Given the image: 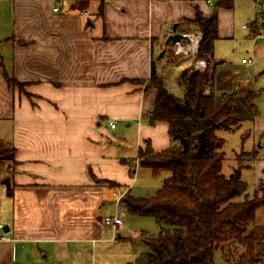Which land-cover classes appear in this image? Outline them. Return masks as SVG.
Instances as JSON below:
<instances>
[{
  "label": "crops",
  "instance_id": "1",
  "mask_svg": "<svg viewBox=\"0 0 264 264\" xmlns=\"http://www.w3.org/2000/svg\"><path fill=\"white\" fill-rule=\"evenodd\" d=\"M5 5L15 15L0 28L5 32L0 139L12 144L15 163L11 175L0 164V179L11 181L10 190L0 181V224L11 238L0 242V264L17 262L25 256L19 247L32 246L54 250L56 260L82 264L104 239L105 227H114L103 219L113 206L116 213L120 189L123 196L132 194L137 163L131 158L145 139L156 151L171 143L166 122H149L157 90L146 85L174 23L195 18L197 9L217 14L214 91L238 97L234 111L242 122L226 134L237 137L235 153L258 150L248 141L264 131V99L259 101L251 70L256 65L264 73V0H8ZM242 6L253 19L243 25L250 31V56L233 63L216 56L215 43L236 36V10ZM11 76L32 97L10 84ZM251 92L255 96L248 98ZM110 120H116L115 128ZM121 123L135 127V146L120 131Z\"/></svg>",
  "mask_w": 264,
  "mask_h": 264
},
{
  "label": "trees",
  "instance_id": "2",
  "mask_svg": "<svg viewBox=\"0 0 264 264\" xmlns=\"http://www.w3.org/2000/svg\"><path fill=\"white\" fill-rule=\"evenodd\" d=\"M185 20L203 29L196 57L204 58L207 65L180 73L184 92L179 96L169 89L155 61L152 64L146 87L156 88L157 98L147 116L150 124H168L171 143L156 151L145 139L137 158L153 174L169 175L154 195L127 193L121 199L129 212L150 214L159 222L156 234L144 232L150 250L135 264H215L218 249L228 264H264V224L255 221L256 212L264 207V194L250 195L243 165L229 175L222 172L225 139L217 131L238 128L242 120L234 111L237 94L214 91L217 14L205 15L197 9L195 18ZM8 80L25 85L12 76ZM251 94L255 96L251 92L248 98ZM249 155L255 157L256 151Z\"/></svg>",
  "mask_w": 264,
  "mask_h": 264
},
{
  "label": "rangeland",
  "instance_id": "3",
  "mask_svg": "<svg viewBox=\"0 0 264 264\" xmlns=\"http://www.w3.org/2000/svg\"><path fill=\"white\" fill-rule=\"evenodd\" d=\"M8 1V0H6ZM6 1L0 0V28H3V21L7 22L12 17H14L12 7H7ZM11 3V1H9ZM242 11L239 9L236 10L235 16V29L236 36L230 39L224 38L219 39L215 43V52L217 57L225 58L227 60L232 61L233 63L239 62L243 56L249 58V40L250 31L249 28L246 29L243 27L244 24L249 25V22L253 19H249V16L246 12L244 6L240 7ZM175 24V23H174ZM173 29V27H172ZM177 30H183L184 33H201L203 35V29L201 27L195 26L193 23L189 21H183L177 26ZM5 34L0 29V37ZM164 50V54L160 56L161 51ZM195 55H186L184 53H177L173 46L164 45L162 49L159 50V54L156 53L155 57L158 59L157 71L161 76H163L164 81L168 84L171 90L179 96H182V86L179 84V72L182 69H186L188 73L195 70V65L197 63L198 58ZM10 58V57H9ZM204 59V58H200ZM10 61V60H9ZM252 72H255L256 75V83L255 87L258 91H261L260 99H264V73H261L263 67H258L256 65L252 66ZM20 91L24 92V94L31 96L28 89L23 86H15ZM264 113V112H261ZM264 114L261 115V120H264ZM4 123H1L2 125ZM239 128H235L233 130L220 129L217 131L218 135H221L225 138V143L222 147V150L225 153L222 171L225 174H230L234 167L236 166L237 160L239 165L248 166L246 169H242V177L247 182L248 191L250 195L255 192H259V196L263 195L264 192V175L259 178V173H264V131L255 133L253 139H249L248 144L252 143L258 147L256 150L255 157L250 158L249 152H240L237 149V137L230 133L232 131H236ZM120 131L122 134H125L128 138L129 143H132L135 146L134 138L136 129L135 127H127L125 124H120ZM226 135V136H225ZM247 144V145H248ZM246 146V149H250V146ZM131 146V145H128ZM145 147V144L144 146ZM262 147V150L260 149ZM253 150V151H254ZM138 156V155H137ZM0 164H2V170L7 172V174H12L13 169L10 164H14V150L12 148V144L6 140L0 139ZM138 159V161H136ZM131 163L136 164L140 163L139 158H131ZM136 162V163H135ZM251 164V165H249ZM136 167V166H135ZM169 175V172H162L159 174H153L151 170L148 168L138 166L136 174H131V179L134 181L131 185L132 194L136 196H146L154 195L157 189L161 186L164 178ZM8 177V176H6ZM6 177L2 178L5 179ZM0 179V181L2 180ZM108 182V181H106ZM7 188V186L5 185ZM123 189H120L115 195L121 196V192ZM124 193V192H123ZM123 196V194H122ZM116 204V203H115ZM121 211H124L125 214L122 215L123 224L118 227V229L112 226H106L103 234V240H100L97 243L96 248L91 250V253L88 252L86 254L88 258L83 261L82 264H135L137 258L149 252L150 247L146 242H144V232H150L152 234H156L159 231V222L158 220L150 214L140 215L134 214L126 210V208L121 204ZM112 213H115L114 206L112 208ZM256 223L264 224V207H261L256 212ZM253 222H251L252 224ZM0 246H3L0 244ZM11 248V247H10ZM40 248V246H39ZM5 251L10 253L11 249L4 245ZM25 253V256H20L18 261L16 262L13 259L12 264H74L68 261H60L56 260L54 257V250L46 249L44 252H40L37 248H20L19 247V255ZM85 256V255H84ZM12 259L4 262V264H10ZM215 264H228L225 261L223 252L221 250H216L214 254ZM264 263V260H263Z\"/></svg>",
  "mask_w": 264,
  "mask_h": 264
},
{
  "label": "built area",
  "instance_id": "4",
  "mask_svg": "<svg viewBox=\"0 0 264 264\" xmlns=\"http://www.w3.org/2000/svg\"><path fill=\"white\" fill-rule=\"evenodd\" d=\"M208 3H212L213 0H206ZM59 5L54 7V11H58L59 10ZM190 37V41L187 40H181L175 43V45L173 46V49L177 52V53H184L187 56L188 55H195V52H197L198 49V44L199 41L202 37L201 33H187ZM243 62H247V58H244L242 60ZM207 65V61L205 59H198L197 63L195 65V70L196 69H200L203 70L206 68ZM109 124L112 128H115L116 126V120H110ZM137 167H138V163L136 164V168H135V172H133V174L135 175L137 172ZM122 194L121 196H117L116 200V213L114 215H107L104 217L103 221L105 223H110L113 224L114 227H116L117 225L122 224L123 219H122V215H121V210H120V201L122 198ZM11 240L10 236H8L7 232L4 230V226L2 224H0V242L2 241H9Z\"/></svg>",
  "mask_w": 264,
  "mask_h": 264
},
{
  "label": "water",
  "instance_id": "5",
  "mask_svg": "<svg viewBox=\"0 0 264 264\" xmlns=\"http://www.w3.org/2000/svg\"><path fill=\"white\" fill-rule=\"evenodd\" d=\"M181 40H187L190 41V37L187 33L180 32L177 30V23L173 25L172 32L167 36L165 43L166 45L174 46L176 42L181 41ZM164 50L161 51L160 56L164 54ZM2 183H4L7 186V189L10 190L11 188V181L10 177H6ZM4 230L7 232L8 227L4 226Z\"/></svg>",
  "mask_w": 264,
  "mask_h": 264
}]
</instances>
